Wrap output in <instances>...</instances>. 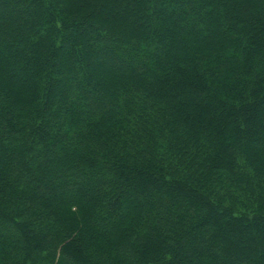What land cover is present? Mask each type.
Returning a JSON list of instances; mask_svg holds the SVG:
<instances>
[{
    "label": "trees",
    "instance_id": "obj_1",
    "mask_svg": "<svg viewBox=\"0 0 264 264\" xmlns=\"http://www.w3.org/2000/svg\"><path fill=\"white\" fill-rule=\"evenodd\" d=\"M0 264H264V0H0Z\"/></svg>",
    "mask_w": 264,
    "mask_h": 264
}]
</instances>
